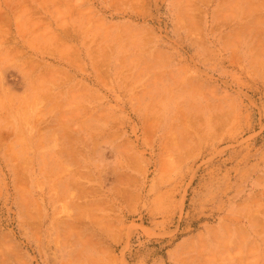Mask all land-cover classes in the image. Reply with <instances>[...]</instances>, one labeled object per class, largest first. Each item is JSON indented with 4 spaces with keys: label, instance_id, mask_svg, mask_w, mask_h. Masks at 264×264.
Here are the masks:
<instances>
[{
    "label": "rangeland",
    "instance_id": "obj_1",
    "mask_svg": "<svg viewBox=\"0 0 264 264\" xmlns=\"http://www.w3.org/2000/svg\"><path fill=\"white\" fill-rule=\"evenodd\" d=\"M0 264H264V0H0Z\"/></svg>",
    "mask_w": 264,
    "mask_h": 264
}]
</instances>
